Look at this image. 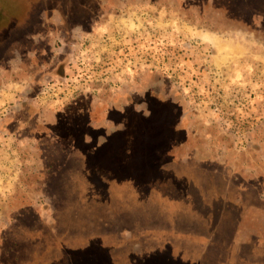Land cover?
I'll return each mask as SVG.
<instances>
[{"label":"rangeland","instance_id":"374dc122","mask_svg":"<svg viewBox=\"0 0 264 264\" xmlns=\"http://www.w3.org/2000/svg\"><path fill=\"white\" fill-rule=\"evenodd\" d=\"M258 1L0 0V264H264ZM27 49L70 59L19 112ZM158 99L151 155H98Z\"/></svg>","mask_w":264,"mask_h":264},{"label":"trees","instance_id":"16d2710c","mask_svg":"<svg viewBox=\"0 0 264 264\" xmlns=\"http://www.w3.org/2000/svg\"><path fill=\"white\" fill-rule=\"evenodd\" d=\"M258 6L259 8H261L260 11L262 12V8L264 9V0H259ZM260 11L259 13H261ZM69 52H67V54L63 53L61 58H58L53 64L47 63V60L43 57V52L39 51L38 49L35 50V53H32L31 50H26V62L24 66L22 64L23 59L19 58V71H22L26 76L28 74L33 75L31 86L24 91V100H21L19 102V112L25 108H29V104L32 106V104L35 102V91L38 90L39 86L43 83L45 79L50 78L52 76H54L52 78H55L58 75L56 64L60 62H64L63 64H66V62H68L70 59L68 55ZM41 56L43 58L39 59V57ZM30 66H32V68H30ZM157 98L158 97H156L155 101L157 100ZM26 101L29 104H27L28 106L24 107V102ZM165 101L163 102L158 99L157 103L154 104V106H156L155 108L151 106L147 107L146 114L144 113V111L137 112L135 109L131 110L133 112L131 113L133 114V118L132 120H123V128L120 129L119 127H116L114 132L108 135L104 132L107 138L102 142V145L99 146L100 148L98 147L100 150L98 155L101 154L100 156H102V154L105 153L107 146L109 150H112L111 148L117 149L116 145L120 142L123 143V153L125 155H129L130 153L131 155L136 154L142 156V159L144 158V156L147 157V154L151 155L154 151V146H156L155 144L157 140L159 138L164 139L166 136L170 135L169 133L175 119L172 117L173 115L171 114L172 112H174V109L169 107L170 102ZM18 116L19 114L16 113V119L19 118ZM7 119L8 120L6 122L9 123L8 125H10L11 117ZM6 122L2 124V128L7 127ZM91 127L93 129H96L97 125ZM137 142L140 145L138 150L135 145V143ZM105 144L106 147L104 150L103 145ZM94 152L97 154V151ZM114 155L115 154H111V157H113ZM202 238L203 236L199 237L198 239L202 240Z\"/></svg>","mask_w":264,"mask_h":264},{"label":"flooded vegetation","instance_id":"af4514ba","mask_svg":"<svg viewBox=\"0 0 264 264\" xmlns=\"http://www.w3.org/2000/svg\"><path fill=\"white\" fill-rule=\"evenodd\" d=\"M240 217V218H239ZM239 217L237 218L238 221L236 222H242L243 220L241 219V217H243V214H239ZM235 222V223H236ZM235 226L236 225H232V228L235 229ZM238 228V226H236V229ZM239 233V232H238ZM245 239H243L244 237L242 236L241 238L237 239L236 238V232H233L232 231V234H231V238H233L232 240H230V243L228 244V246H232V245H235L236 247H242L243 245H246L248 244L250 241L249 239L251 240H255V241H260L263 237H262V234H256V233H251V236L249 237L248 235H245ZM231 248V247H230ZM234 249V248H232ZM253 250V249H252ZM232 251V250H231ZM236 251V249H235ZM234 252V251H232Z\"/></svg>","mask_w":264,"mask_h":264},{"label":"crops","instance_id":"0c3cea01","mask_svg":"<svg viewBox=\"0 0 264 264\" xmlns=\"http://www.w3.org/2000/svg\"><path fill=\"white\" fill-rule=\"evenodd\" d=\"M29 77V75H27V78Z\"/></svg>","mask_w":264,"mask_h":264}]
</instances>
